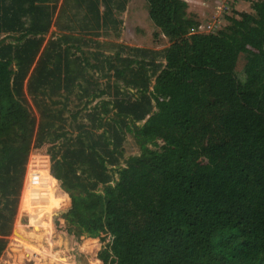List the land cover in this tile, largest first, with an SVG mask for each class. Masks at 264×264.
I'll return each instance as SVG.
<instances>
[{
    "label": "trees",
    "instance_id": "1",
    "mask_svg": "<svg viewBox=\"0 0 264 264\" xmlns=\"http://www.w3.org/2000/svg\"><path fill=\"white\" fill-rule=\"evenodd\" d=\"M145 1L168 42L160 52L119 43L110 55H74L70 47L98 41L65 32L46 39L51 25L99 36L119 22L114 8L124 10L126 0H0V255L28 153L49 144L50 172L65 193L58 205L74 188L87 193L72 195L53 222L63 231L67 221L76 238L109 234L103 264H264V0H248L251 10H235L216 32L190 31L186 0ZM241 53L249 64L240 76ZM106 66L111 91L95 75ZM79 89L111 98L72 110L76 131H58L61 115L47 99ZM202 107L216 116L218 135L204 144ZM127 133L142 152L119 167Z\"/></svg>",
    "mask_w": 264,
    "mask_h": 264
},
{
    "label": "rangeland",
    "instance_id": "2",
    "mask_svg": "<svg viewBox=\"0 0 264 264\" xmlns=\"http://www.w3.org/2000/svg\"><path fill=\"white\" fill-rule=\"evenodd\" d=\"M188 3L189 16L194 18L195 23L200 24L201 29L204 31L216 32L218 29L226 25V16L233 15L235 10L250 11V4L248 0H186ZM104 5L101 3L100 8L103 9ZM119 22L115 25L109 26L107 29H101L99 36L92 34L82 33L79 29L75 30H63L59 29L57 25L52 24L49 31L45 34V38H58L61 33H69L71 35L79 36L81 38L95 39L98 41V45L95 46L94 41L86 40V45H78L70 47V50L75 54L87 55L90 51H99L103 55H110L117 51L116 44L122 43L129 46H139L144 48H150L153 50L161 51L167 44V39L160 35L156 30L153 23L147 16V3L145 0H126L124 10L114 8L113 15ZM210 26V29L207 26ZM64 42V41H63ZM76 43V42H75ZM74 43V44H75ZM69 40L64 42L61 46L69 45ZM121 54H125L122 52ZM248 53H241L237 60L236 72L241 76L249 64ZM160 60V57H158ZM108 66V64H107ZM105 67L106 72H100L96 70L95 75L100 81V88L107 89L105 83L113 82L112 70ZM92 71V70H91ZM94 72V71H92ZM100 90V89H97ZM111 98L110 93L102 94L97 97L87 96L81 94L79 89L76 93L71 94L67 98L58 97L54 99H47L50 106V112L53 114H60V121L56 124L58 131L69 130L75 132L76 127L71 121V111L78 107H82L86 104L88 108L92 105L100 104L101 100ZM28 109L35 116V128L39 119V113L35 110L30 96H27ZM87 109V108H86ZM85 109V110H86ZM202 122L205 126L204 136L202 137L201 144L207 141H216L218 139L216 128V116L203 110ZM84 110V111H85ZM80 122H86L83 116L78 115L77 119ZM61 126V128H60ZM60 141V139L58 140ZM158 144L165 142L164 139H158ZM149 148H156L147 144ZM49 144H44L39 147H31L28 153V159L30 152L33 154L39 153L48 157V165L50 168V154L48 152ZM142 152V147L136 139V136L127 133L126 139L122 145V148L117 150L116 154L119 158V167L124 166L128 158L132 156H139ZM46 159V158H45ZM44 158H40V161L36 163V166L45 170L47 169V161ZM204 155H200L196 164L198 166L205 162ZM28 161V160H27ZM25 169L27 167V162ZM109 171L113 177L117 176V169L113 166H109ZM25 175L23 178V184L19 199L17 212L15 215L13 228L8 235L7 246L0 255V264H103V260L98 258L99 253H103V250L108 249L107 245L110 242V235L102 232L99 236H91L86 232L79 234L76 238L75 234H71L68 230L69 224L66 222L59 223L63 231L57 229L56 224L53 222L54 213L57 210L63 209V212H68L72 195L76 197H83L87 195L86 191L79 190L80 188L72 189L71 194L68 193V200L65 208L58 205V201L65 197V193L62 192L59 185L60 181H56L51 177L52 192L50 199L40 209H30L28 212V204L25 197ZM115 180V179H113ZM102 186L98 189L101 191ZM29 210V211H30ZM29 213V214H28ZM30 214L32 216L30 221ZM34 219V221H33ZM68 224V225H67ZM58 226V225H57ZM66 228V229H65ZM34 251L37 253L34 254ZM33 252V254L31 253Z\"/></svg>",
    "mask_w": 264,
    "mask_h": 264
},
{
    "label": "built area",
    "instance_id": "3",
    "mask_svg": "<svg viewBox=\"0 0 264 264\" xmlns=\"http://www.w3.org/2000/svg\"><path fill=\"white\" fill-rule=\"evenodd\" d=\"M210 29V26H207ZM201 26L200 24H194L193 27H191L190 31L191 32H199V31H204L200 30ZM38 154L39 157H31ZM33 154L30 152L29 154V159L27 157V167L25 169V183H24V188H25V197L27 200L28 204V212L31 213V210L34 209H40L43 204H46L49 199L50 195L52 192V185H51V172L49 165L47 169L43 170L39 168V166H36L37 161L42 158L43 154L36 153ZM41 156V157H40ZM45 156V155H44ZM48 163V157L46 156L45 159ZM30 210V211H29ZM29 214V213H28ZM30 221L32 219V216L30 214ZM34 221V219H33ZM33 254V252H31ZM34 254L37 255V253L34 251Z\"/></svg>",
    "mask_w": 264,
    "mask_h": 264
}]
</instances>
